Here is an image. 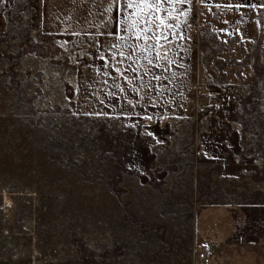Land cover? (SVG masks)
<instances>
[{
  "label": "rangeland",
  "instance_id": "374dc122",
  "mask_svg": "<svg viewBox=\"0 0 264 264\" xmlns=\"http://www.w3.org/2000/svg\"><path fill=\"white\" fill-rule=\"evenodd\" d=\"M128 3L0 0V264H264V8Z\"/></svg>",
  "mask_w": 264,
  "mask_h": 264
},
{
  "label": "crops",
  "instance_id": "0c3cea01",
  "mask_svg": "<svg viewBox=\"0 0 264 264\" xmlns=\"http://www.w3.org/2000/svg\"><path fill=\"white\" fill-rule=\"evenodd\" d=\"M212 4L223 7L251 4L264 8V0H209ZM44 5L53 9L54 16L60 22L80 21L84 17H92V22L101 23L112 7L119 0H43ZM69 17V18H68ZM197 233L202 243H224L232 230V220L228 212L221 206H208L202 209L197 217Z\"/></svg>",
  "mask_w": 264,
  "mask_h": 264
},
{
  "label": "snow or ice",
  "instance_id": "6c2138e0",
  "mask_svg": "<svg viewBox=\"0 0 264 264\" xmlns=\"http://www.w3.org/2000/svg\"><path fill=\"white\" fill-rule=\"evenodd\" d=\"M164 2V0H139V3H137V0H129V3L127 7L132 8V7H137L139 9V12H145L148 10H151L155 8L156 12L158 13L160 11V5ZM155 20H159V25H156L157 29H159L160 26L165 24V20L161 19L159 16H156L155 19H153L151 16L147 18L146 21H142V23L146 24V27L139 29L136 31V36L137 37H142L145 42L149 39H155L157 44L159 45V41L161 39H167L166 36H160L156 35L155 37H149L147 35L148 32L153 30V25L155 24ZM168 27H171V25H168ZM151 47V46H149ZM162 47V45H161ZM123 55V53H121ZM151 62V61H149Z\"/></svg>",
  "mask_w": 264,
  "mask_h": 264
},
{
  "label": "built area",
  "instance_id": "2783aa9c",
  "mask_svg": "<svg viewBox=\"0 0 264 264\" xmlns=\"http://www.w3.org/2000/svg\"><path fill=\"white\" fill-rule=\"evenodd\" d=\"M196 258L201 262H208L211 258L209 254V246L203 245L202 247H200L196 252Z\"/></svg>",
  "mask_w": 264,
  "mask_h": 264
}]
</instances>
